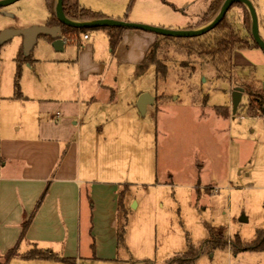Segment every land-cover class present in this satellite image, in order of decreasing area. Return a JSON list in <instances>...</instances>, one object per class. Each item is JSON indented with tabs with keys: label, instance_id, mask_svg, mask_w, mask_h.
I'll use <instances>...</instances> for the list:
<instances>
[{
	"label": "rangeland",
	"instance_id": "obj_1",
	"mask_svg": "<svg viewBox=\"0 0 264 264\" xmlns=\"http://www.w3.org/2000/svg\"><path fill=\"white\" fill-rule=\"evenodd\" d=\"M96 1L125 14L128 10L141 12L147 0ZM251 1L258 19L259 35L264 41V0ZM168 2L174 4L171 5L175 10L165 3L162 7L172 20L179 18L185 24H191L210 0ZM5 9L20 22L28 21L34 15L47 14L45 0H19ZM228 11L231 21L241 20V9L233 7ZM6 20L10 21L9 18ZM90 34L93 38L101 37L100 32ZM75 45L70 42L64 51L56 52L43 37L37 40L29 55L33 62L31 65L28 62L22 64L18 79L25 100L13 97L17 71L14 59L21 48V37L15 36L1 46L0 120L5 128L15 131L26 115L35 109L38 100L51 95V91L67 88L74 95L80 84L72 74L71 62H64V59L67 51ZM164 53L175 59L167 62L170 77L166 82L154 85L155 68L150 64L143 68H129V71H138L149 89L156 88L164 95L177 97L176 101L170 100L181 105L170 107L173 104H169L158 115V120L150 114L146 116L149 125L155 128L158 123L161 128L156 133L159 147H156V140L148 142L137 137L139 163L145 165L147 159V164L153 168L154 180L171 185L130 179L135 185H129L127 194L135 197L139 205L136 200L128 205L125 232L115 259L88 263L81 260V264H167L190 246L200 249L192 264H264V252L230 250V242L235 241L236 236L241 242L249 243L257 229H264V116L256 110L253 115L248 112L247 94V91L255 94L264 88V52L258 46L237 51L232 59V69L224 78L215 77L210 66L181 50L165 49ZM183 61L188 64L180 66ZM136 80H131L134 86L140 83L139 78ZM185 86H196L201 93L195 90L188 93ZM236 86L242 87L244 92L232 114L231 94ZM198 95L200 99L190 101L191 97ZM204 96L206 101L203 104ZM171 110H180L183 114L169 115ZM177 117L180 123L174 122ZM150 143L148 156L142 148L147 149ZM210 156L214 157V172L206 176L214 177L216 191L210 187L198 191L178 185L196 182L199 160H208ZM164 170H168L167 175ZM206 241L210 242L206 244Z\"/></svg>",
	"mask_w": 264,
	"mask_h": 264
},
{
	"label": "crops",
	"instance_id": "obj_2",
	"mask_svg": "<svg viewBox=\"0 0 264 264\" xmlns=\"http://www.w3.org/2000/svg\"><path fill=\"white\" fill-rule=\"evenodd\" d=\"M68 2L101 12L106 18L130 23L168 29H185L189 25L179 18L172 20L159 0H147L141 12L128 10L125 14L96 0ZM5 8L0 9V32L33 25H59H49L48 11L20 22ZM92 32H100L101 37L93 38ZM61 34L65 41L62 51L70 42L76 44L64 59L71 62L72 74L80 84L74 95L67 88L44 95L15 131H9L0 120V264L5 253L16 244L20 252L35 244L72 258L73 262L13 258L6 264H81L82 261L114 260L118 248L116 228L122 218L119 196L123 194L126 211L134 200L138 206V200L127 194L130 179L147 184L156 179L147 159L145 165L139 163L137 137L148 142L156 140L159 147L156 133L161 128L158 123L155 128L149 125L145 118L150 114L158 120V115L173 103L156 101L162 92L149 89L138 71H129V68H143L142 62L157 41V34L123 29L121 41L113 52L103 30L78 32L67 37L61 30ZM84 34L88 39H83ZM40 37L46 43L52 41L44 35L37 40ZM236 53L233 52L232 59ZM136 78L140 83L134 86L131 80L136 82ZM143 93L150 94L153 102L141 115L136 102ZM19 99L25 100V96ZM171 99L176 101L177 97ZM172 106L181 105L174 102ZM172 114L182 116L183 112L169 111V115ZM174 122L180 123V119L177 117ZM146 147L142 150L149 156L151 143ZM207 159L199 160L196 182L178 185L198 191L214 188V177L206 176L214 172V157ZM167 173L168 170H164V175ZM154 183L171 185L166 181ZM28 218L29 225L20 240L22 223Z\"/></svg>",
	"mask_w": 264,
	"mask_h": 264
},
{
	"label": "trees",
	"instance_id": "obj_3",
	"mask_svg": "<svg viewBox=\"0 0 264 264\" xmlns=\"http://www.w3.org/2000/svg\"><path fill=\"white\" fill-rule=\"evenodd\" d=\"M162 3L168 4L166 0H159ZM224 0H210L206 9L200 14L199 18L194 22L185 27V29H195L196 27L203 26L208 23L219 11ZM172 7L174 10L175 8ZM45 7L49 13L50 18L49 25L59 24L64 35L72 36L76 35L78 32H86L91 30H103L107 36L108 44L110 50L113 52L122 38L123 28L119 27H104V28H72L65 25H61L55 17V0H45ZM62 7L65 16L74 21H92L106 18L101 12L91 10L90 8L78 7L72 5L68 0H62ZM233 7L241 9V20L238 22L231 21L228 17L229 11L226 12L223 19L210 31L204 33L203 35L188 38H176L169 36L157 35L158 39L152 48L149 50L145 56L142 66L153 65L155 68L154 80L157 85L159 82H166L170 77V64L175 59L169 58V54H165V49H178L183 51L187 56H194L202 61L204 64L210 66L215 73V77L224 78L228 77L232 69V54L234 51H241L248 47L257 46L251 36V20L248 10L241 3H234L228 10ZM49 38V37H48ZM1 47V46H0ZM28 62L31 64L32 60L29 55L24 56L22 49H20L17 57L15 58L16 63V76L14 79V98H22V93L19 87V76L22 64ZM168 62V63H167ZM188 62H181L180 66L187 65ZM193 70H194V66ZM192 70V72H193ZM186 91L189 93L193 90L196 93H201V91L196 86H185ZM264 88L261 92L252 93L247 91L248 94V112L253 113V110L261 112V116H264ZM172 98L170 95H164V93L157 95L156 101L165 102ZM192 102L196 101L198 97H191ZM205 96L202 99L203 104L205 103ZM253 115V114H252ZM123 194L119 196V209L122 214L120 223L116 228V236L118 245L121 244L123 240V235L126 226V210L123 205ZM30 218L26 219L22 223V231L20 235V240L24 238L25 231L29 225ZM235 241L230 242V250L237 251H257L264 252V229H257L255 231L254 239L249 243H243L236 236ZM210 241H206V244ZM217 245V244H216ZM200 249L193 248L190 246L185 252L180 256H176L170 259L167 264H192L193 261L198 257ZM13 258L22 259H45V260H55L63 262H73L72 258L63 257L50 249L41 248L33 244L27 251L20 252L19 246L16 244L14 247L10 248L4 255L3 264H6Z\"/></svg>",
	"mask_w": 264,
	"mask_h": 264
},
{
	"label": "water",
	"instance_id": "obj_4",
	"mask_svg": "<svg viewBox=\"0 0 264 264\" xmlns=\"http://www.w3.org/2000/svg\"><path fill=\"white\" fill-rule=\"evenodd\" d=\"M19 0H0V9L11 5ZM234 3H241L246 7L249 12L251 20V36L256 45L264 52V41L261 39L258 30V19L255 12V7L251 0H224L217 14L205 25L195 29H167L162 27L130 23L122 20L103 18L92 21H74L68 19L63 11L62 0H55V17L61 25H65L72 28H104V27H119L123 29H135L141 31L152 32L157 35L176 37V38H188L203 35L204 33L213 29L225 16L228 9ZM40 35L50 37L51 47L56 52L63 50L64 39L61 37V27L58 26H44L33 25L21 29H4L0 32V45L6 43L8 40L15 36L22 38V53L24 56H28L36 44L37 38ZM244 92L242 87H234L231 94V110L235 112L237 104L240 101L241 95ZM153 102V97L148 93H143L138 97L136 102V108L138 112L143 115L145 113L146 106ZM244 220V218H241Z\"/></svg>",
	"mask_w": 264,
	"mask_h": 264
},
{
	"label": "built area",
	"instance_id": "obj_5",
	"mask_svg": "<svg viewBox=\"0 0 264 264\" xmlns=\"http://www.w3.org/2000/svg\"><path fill=\"white\" fill-rule=\"evenodd\" d=\"M83 39H88V35L87 34H84L83 35ZM212 189H214L216 191V188H212Z\"/></svg>",
	"mask_w": 264,
	"mask_h": 264
}]
</instances>
